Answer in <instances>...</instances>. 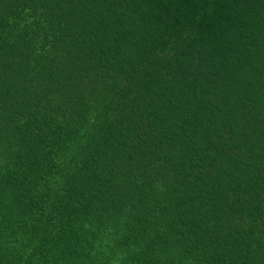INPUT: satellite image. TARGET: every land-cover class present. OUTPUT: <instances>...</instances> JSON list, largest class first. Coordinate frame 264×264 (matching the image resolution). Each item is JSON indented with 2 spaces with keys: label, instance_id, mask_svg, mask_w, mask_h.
Here are the masks:
<instances>
[{
  "label": "trees",
  "instance_id": "obj_1",
  "mask_svg": "<svg viewBox=\"0 0 264 264\" xmlns=\"http://www.w3.org/2000/svg\"><path fill=\"white\" fill-rule=\"evenodd\" d=\"M0 264H264V0H0Z\"/></svg>",
  "mask_w": 264,
  "mask_h": 264
}]
</instances>
